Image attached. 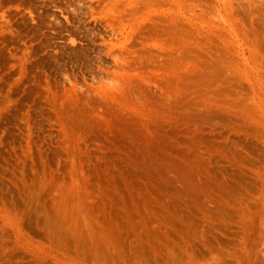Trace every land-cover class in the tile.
Masks as SVG:
<instances>
[{
	"label": "rangeland",
	"instance_id": "obj_1",
	"mask_svg": "<svg viewBox=\"0 0 264 264\" xmlns=\"http://www.w3.org/2000/svg\"><path fill=\"white\" fill-rule=\"evenodd\" d=\"M0 264H264V0H0Z\"/></svg>",
	"mask_w": 264,
	"mask_h": 264
},
{
	"label": "bare ground",
	"instance_id": "obj_2",
	"mask_svg": "<svg viewBox=\"0 0 264 264\" xmlns=\"http://www.w3.org/2000/svg\"><path fill=\"white\" fill-rule=\"evenodd\" d=\"M130 64V63H129ZM131 65V64H130ZM125 69V68H124ZM126 70V69H125Z\"/></svg>",
	"mask_w": 264,
	"mask_h": 264
}]
</instances>
